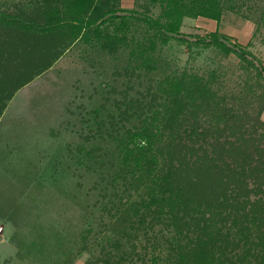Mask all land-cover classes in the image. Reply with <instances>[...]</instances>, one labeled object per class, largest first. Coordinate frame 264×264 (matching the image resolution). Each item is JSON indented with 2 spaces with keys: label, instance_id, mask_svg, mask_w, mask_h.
Returning <instances> with one entry per match:
<instances>
[{
  "label": "trees",
  "instance_id": "1",
  "mask_svg": "<svg viewBox=\"0 0 264 264\" xmlns=\"http://www.w3.org/2000/svg\"><path fill=\"white\" fill-rule=\"evenodd\" d=\"M162 1L171 28L153 27L169 36L183 17L219 22L240 2ZM45 2L54 6L53 15L0 10V115L14 92L71 47L81 29L121 17L114 16L119 0ZM132 43L123 70L136 79L95 122L103 154L94 157L90 148L85 157L84 165L98 173L95 188L105 212L84 245L93 255L88 263L264 264V64L230 45L237 69L215 88L162 65L154 41Z\"/></svg>",
  "mask_w": 264,
  "mask_h": 264
},
{
  "label": "rangeland",
  "instance_id": "2",
  "mask_svg": "<svg viewBox=\"0 0 264 264\" xmlns=\"http://www.w3.org/2000/svg\"><path fill=\"white\" fill-rule=\"evenodd\" d=\"M162 2L132 0L123 7L118 3L114 16L120 18L112 13L94 29H81L71 47L6 102L0 115V203L6 216L0 264L93 260L84 245L92 241L91 230L105 212L95 188L98 173L84 162L90 148L96 151L94 157L103 154L95 122L114 110V98L136 79L123 70L133 41L145 47L154 41L162 65L193 73L215 88H221L225 74L229 77L237 69L239 58L230 45L249 51L264 64V22L257 23L264 14V0H240L233 11L222 13L214 30L205 26L210 18L183 17L173 36L153 27L158 22L167 29L172 22ZM48 3L0 0V10L20 14V7L24 17L51 16L54 6ZM40 6L44 11L37 16ZM114 36L116 40L111 39ZM123 38L127 42L122 43ZM23 58L16 64L23 66L27 56Z\"/></svg>",
  "mask_w": 264,
  "mask_h": 264
},
{
  "label": "crops",
  "instance_id": "3",
  "mask_svg": "<svg viewBox=\"0 0 264 264\" xmlns=\"http://www.w3.org/2000/svg\"><path fill=\"white\" fill-rule=\"evenodd\" d=\"M132 0H119L120 6H125V4L131 2ZM134 2V1H133ZM208 20V24H206L205 26L209 27V30H214L215 29V24L217 23L215 20H210V19H205ZM4 205L2 203H0V227L2 228V231L0 233V243H2L3 241H5V237L3 235L4 233V226H5V220H6V216L4 214L5 211L2 212ZM8 210V209H7ZM8 240V237H7ZM9 241V240H8ZM13 256H6V258L11 259Z\"/></svg>",
  "mask_w": 264,
  "mask_h": 264
},
{
  "label": "built area",
  "instance_id": "4",
  "mask_svg": "<svg viewBox=\"0 0 264 264\" xmlns=\"http://www.w3.org/2000/svg\"><path fill=\"white\" fill-rule=\"evenodd\" d=\"M1 231H2V228L0 227V233H1Z\"/></svg>",
  "mask_w": 264,
  "mask_h": 264
}]
</instances>
